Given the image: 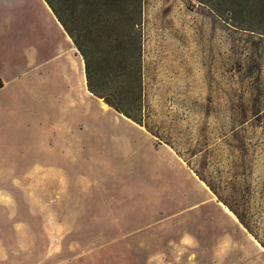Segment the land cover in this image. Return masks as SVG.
Segmentation results:
<instances>
[{
	"label": "rangeland",
	"instance_id": "rangeland-1",
	"mask_svg": "<svg viewBox=\"0 0 264 264\" xmlns=\"http://www.w3.org/2000/svg\"><path fill=\"white\" fill-rule=\"evenodd\" d=\"M52 1L73 38L41 0H0V98L55 124L71 182L0 200V264H264V0ZM30 133L22 165L48 158Z\"/></svg>",
	"mask_w": 264,
	"mask_h": 264
},
{
	"label": "crops",
	"instance_id": "crops-1",
	"mask_svg": "<svg viewBox=\"0 0 264 264\" xmlns=\"http://www.w3.org/2000/svg\"><path fill=\"white\" fill-rule=\"evenodd\" d=\"M41 1L45 5L48 15L51 16V18L54 21H57V23L59 24L58 25L59 28L66 35L65 37L70 39L64 27L62 26L60 21L57 19L56 15L53 13V11L51 10L47 2L45 0H41ZM6 6L7 5L4 2H0V8L6 7ZM1 14L3 13L0 12V15ZM13 15L17 16L16 14H13ZM74 54L75 56H77L75 52ZM1 57L2 56L0 54V62L2 61ZM38 57H39V54L37 52H34V51L30 52L31 59L28 61H30L33 64L40 62L38 63L36 69H39L40 66H43V65L45 66L46 64H50L51 62L50 58L45 59V60H39ZM48 69L49 68H47V70ZM43 74H44L42 75L43 82L47 84L48 86L47 89H50V84H52L51 82L52 74H50V71H47ZM81 76H82L81 87L82 85H84L85 90L87 92L85 73ZM84 77H85V80L83 79ZM7 85H8L7 80H3L0 77V91L5 89ZM23 93L24 92L20 90V93L18 92L19 94L18 96L15 93L12 99L8 101L6 99H3L2 101V98H0V120L5 118L4 120L7 121L8 128L12 130L10 131L12 132V134H10L9 137L7 138L11 137L12 140L14 141V144L8 142L6 139L5 140L3 139L2 142H0V200L1 199H5V200L33 199L35 197V194L39 193L40 183H47L48 185H56V184L68 185L71 182L70 164H66L64 160H60L61 158H59L58 160L56 159L52 160L50 158L51 155H53V152L55 154L57 152H61L62 154H60L59 156H63V157L65 156V153H66V149L64 147L57 149L54 139H52L51 137V136H55V134L57 133L55 131V124L49 123V122L47 124L46 123L42 124L43 121L38 119V121H36L38 122V124L34 125L35 128L32 125L31 128L29 129L30 123L22 122L24 117L21 113H16V111H14L8 114L7 109H8L9 103H13V104L22 103V100L20 101L18 100L20 96L21 97L24 96ZM43 100H45V98H43ZM14 106H11V108H14ZM50 127H52L53 129L54 135H51ZM18 130L31 131L30 133L31 144L29 145L31 146L30 151L39 152L41 149L47 150L48 158L47 156L44 157L42 160L38 158L37 160L33 161L30 164L22 165L21 161H19L17 157V155L19 154L17 153V150L21 143V140L18 138L20 136L18 134ZM20 133L22 134V137H23L24 132H20ZM59 135H60V132L57 133V136ZM63 142L64 140L61 142V144ZM170 149L197 176V174L191 168V166H189V164L172 147H170ZM200 181L202 180L200 179ZM68 189H67V192L64 193L65 201L66 203H68V205H71L70 187H68ZM49 194H50V187H49ZM214 196L217 197L215 193H214Z\"/></svg>",
	"mask_w": 264,
	"mask_h": 264
},
{
	"label": "trees",
	"instance_id": "trees-1",
	"mask_svg": "<svg viewBox=\"0 0 264 264\" xmlns=\"http://www.w3.org/2000/svg\"><path fill=\"white\" fill-rule=\"evenodd\" d=\"M46 2L48 3V5L50 6V8L52 9V11H53V13L56 15V17H57V19L60 21V23L62 24V26L64 27V29L67 31V33L72 37L74 34H73V32L70 30V28L68 27V24L66 23V21L63 19V17H62V14L60 13V11H59V9H58V7H57V5L52 1V0H46ZM73 38V37H72ZM74 42H76V41H74ZM77 46V48L82 52V55H83V57L85 58V66H86V76H87V79H88V85H89V87H90V89L92 90V91H94L95 92V88H93V86H90V84H89V65H88V58H89V55H88V51H87V49L86 48H84L81 44H77L76 45ZM95 94H97V95H99V96H102L103 97V95L102 94H98V93H96L95 92ZM107 101V103H109L110 105H112L113 107H115L118 111H120V112H123L124 114H126L128 117H130V118H132L133 120H135V121H137V122H139L140 124H142V125H145L146 126V128H148L153 134H155V135H157L154 131H152L150 128H149V126H148V124H146V123H144V122H142V121H140V120H138L136 117H134L133 115H131L129 112H127L126 110H120V108L118 107V105L113 101V100H110V99H107L106 100ZM173 146V145H172ZM174 147V146H173ZM175 150L178 152V154L180 155V156H182L183 158H184V160L189 164V166H191V168L197 173V174H199V172L194 168V166H192V164L190 163V161L188 160V158H186L178 149H176L175 148ZM199 176L203 179V180H205V178H203L200 174H199ZM206 181V180H205ZM207 182V181H206ZM207 184L211 187V189L215 192V193H217L216 191H215V189L207 182ZM221 199V198H220ZM222 200V199H221ZM237 215H238V217H239V219L244 223V221L242 220V218L240 217V215L237 213ZM262 242V241H261ZM262 244L264 245V243L262 242Z\"/></svg>",
	"mask_w": 264,
	"mask_h": 264
},
{
	"label": "bare ground",
	"instance_id": "bare-ground-1",
	"mask_svg": "<svg viewBox=\"0 0 264 264\" xmlns=\"http://www.w3.org/2000/svg\"><path fill=\"white\" fill-rule=\"evenodd\" d=\"M73 68H74V67H73ZM75 68H76V66H75ZM83 79H84V78H83ZM225 208H226L228 211H230V210L228 209V207L225 206Z\"/></svg>",
	"mask_w": 264,
	"mask_h": 264
}]
</instances>
